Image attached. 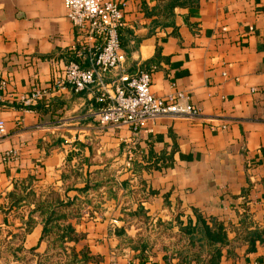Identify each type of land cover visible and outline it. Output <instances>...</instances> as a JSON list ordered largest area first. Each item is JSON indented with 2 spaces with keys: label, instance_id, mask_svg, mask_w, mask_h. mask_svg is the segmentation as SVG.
Listing matches in <instances>:
<instances>
[{
  "label": "crops",
  "instance_id": "1",
  "mask_svg": "<svg viewBox=\"0 0 264 264\" xmlns=\"http://www.w3.org/2000/svg\"><path fill=\"white\" fill-rule=\"evenodd\" d=\"M125 1L127 69L152 70L154 93L181 91L203 115L148 119L135 134L99 120L93 84L24 106L23 92L51 86L64 60L76 58L77 30L64 0H0V242L25 227L28 204H13L10 193L29 183L81 201L69 221L82 236L67 244L89 250L86 264H209L207 245L184 231L198 214L226 230L219 264H264V0ZM10 147L20 155L4 162ZM71 168L82 177L66 191ZM93 170L98 189L81 193ZM42 230L39 220L21 234L36 251L28 264L46 249ZM139 236L147 249L131 246Z\"/></svg>",
  "mask_w": 264,
  "mask_h": 264
},
{
  "label": "built area",
  "instance_id": "2",
  "mask_svg": "<svg viewBox=\"0 0 264 264\" xmlns=\"http://www.w3.org/2000/svg\"><path fill=\"white\" fill-rule=\"evenodd\" d=\"M66 16L77 30L76 58L64 60L62 73L55 75L51 86H33L20 95L24 106L31 107L53 91L71 86L82 91L90 85L99 90L98 115L102 123L128 125L137 133L142 122L159 116L197 118L202 110L184 98L181 91L158 95L151 90L152 70L132 73L126 67L127 54L121 41L125 0H64ZM88 61L85 64V61ZM107 74H110L108 78ZM5 78L0 88L6 86ZM2 95L0 94V98ZM223 128L228 122L221 124ZM7 134L0 119V140ZM20 155L18 147L7 148L1 160L11 162ZM131 158H129L130 164ZM125 264H144L129 258Z\"/></svg>",
  "mask_w": 264,
  "mask_h": 264
},
{
  "label": "trees",
  "instance_id": "3",
  "mask_svg": "<svg viewBox=\"0 0 264 264\" xmlns=\"http://www.w3.org/2000/svg\"><path fill=\"white\" fill-rule=\"evenodd\" d=\"M41 100L31 107H37ZM81 175L78 168H71L63 173L66 191L74 187V181L78 176L81 178ZM97 175L98 170H93L85 184L77 189L81 193L98 189ZM10 196L13 199V204H28L29 212L24 229L14 234L12 241L2 240L0 242V258L4 264H20L21 262L28 264L31 262L36 251L34 248L25 249L20 237H22L21 234L31 231L39 220L43 222L41 239L47 241V246L41 253L38 264H86L94 258L89 254V250L83 249L78 252L67 244L68 241L77 240L82 236L69 221L71 217L81 215L83 212L81 201H77V198L62 199L59 192L53 187L37 192L29 183L17 184ZM184 231L190 235L191 244H196L198 248L207 245L208 251L212 253L207 261L209 264H219L222 249L228 246L226 230L221 222L211 225L198 214L197 222L194 225L189 223L184 227ZM147 242L143 236H139L135 242L131 243V246L145 250L148 247Z\"/></svg>",
  "mask_w": 264,
  "mask_h": 264
}]
</instances>
